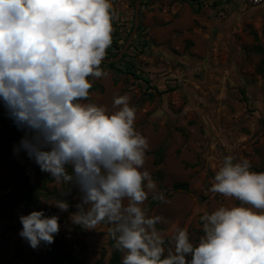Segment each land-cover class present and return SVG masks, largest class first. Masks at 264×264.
<instances>
[{"label": "clouds", "instance_id": "1", "mask_svg": "<svg viewBox=\"0 0 264 264\" xmlns=\"http://www.w3.org/2000/svg\"><path fill=\"white\" fill-rule=\"evenodd\" d=\"M114 18L112 0H0V102L24 133L13 152L26 153L61 197L40 202L85 231L109 225L121 264H264V172L247 158L224 157L209 190L239 204L204 213L198 243L186 227L170 236L157 228L166 220L150 215L146 201L165 196L145 168L150 145L130 97H114L115 111L85 102L90 78L107 75ZM19 221L34 250L61 231L60 216L43 209Z\"/></svg>", "mask_w": 264, "mask_h": 264}, {"label": "rangeland", "instance_id": "2", "mask_svg": "<svg viewBox=\"0 0 264 264\" xmlns=\"http://www.w3.org/2000/svg\"><path fill=\"white\" fill-rule=\"evenodd\" d=\"M112 3V44L101 65L107 75L90 78L93 87L85 102L115 111L114 97H130L135 127L150 145L145 168L165 196L164 202L149 196V214L165 218L157 228L166 236L186 227L198 243L204 213L239 204L209 190L224 157L247 158L252 171L264 172V73L262 57L255 51L264 48V6L252 8L246 0ZM111 60L113 68L105 63ZM127 71L149 84L124 74ZM4 110L0 102V114ZM2 155L0 148V201L15 202L7 211L0 210V264H44L50 259L45 246L34 250L19 236V215L24 213L17 203L18 169L36 191L38 210L60 216L55 240H63L68 253L82 264H121L123 254L113 247L109 225L93 231L73 225L69 213L39 200L42 195H60L48 174L24 152L15 168L1 160ZM175 184H187L188 192H173Z\"/></svg>", "mask_w": 264, "mask_h": 264}, {"label": "trees", "instance_id": "3", "mask_svg": "<svg viewBox=\"0 0 264 264\" xmlns=\"http://www.w3.org/2000/svg\"><path fill=\"white\" fill-rule=\"evenodd\" d=\"M256 53L262 57V72L264 73V48H256ZM110 68L114 67V64H108ZM121 73V70H116ZM124 74L132 75L136 77L138 80H142L147 85L149 84L148 80L144 78H140L131 72H124ZM0 148L3 150V155L1 160L9 161L12 168L16 166V160L20 158L21 153L17 157L13 152V146L22 138L24 133L17 129L14 125L13 121L8 117L6 109L0 114ZM19 184L21 187L20 194L17 199V203L19 207L22 209L24 215L29 214L33 210H38L39 201L38 196L36 194L35 189L30 185L29 179L25 172L21 169L17 170ZM173 192H188L187 184H175L172 188ZM73 195H77L76 192H73ZM54 198H61L60 195L55 194ZM69 203L71 201V197L67 198ZM13 199H9V202L4 203L0 201V210L5 212L9 209L10 206L14 204ZM19 227V226H18ZM48 257L50 259L44 264H82L81 261L68 253L64 249L63 240H55V242L50 246H45Z\"/></svg>", "mask_w": 264, "mask_h": 264}, {"label": "built area", "instance_id": "4", "mask_svg": "<svg viewBox=\"0 0 264 264\" xmlns=\"http://www.w3.org/2000/svg\"><path fill=\"white\" fill-rule=\"evenodd\" d=\"M247 5L255 8V7H260L264 4V0H246Z\"/></svg>", "mask_w": 264, "mask_h": 264}, {"label": "water", "instance_id": "5", "mask_svg": "<svg viewBox=\"0 0 264 264\" xmlns=\"http://www.w3.org/2000/svg\"><path fill=\"white\" fill-rule=\"evenodd\" d=\"M135 19L137 20L138 19V13H137V11H136V13H135ZM135 20V21H136ZM115 59H117V58H115ZM114 59V60H115ZM114 60H111V61H105V63H107V64H112V62L114 61Z\"/></svg>", "mask_w": 264, "mask_h": 264}, {"label": "crops", "instance_id": "6", "mask_svg": "<svg viewBox=\"0 0 264 264\" xmlns=\"http://www.w3.org/2000/svg\"><path fill=\"white\" fill-rule=\"evenodd\" d=\"M262 6H264V4Z\"/></svg>", "mask_w": 264, "mask_h": 264}]
</instances>
